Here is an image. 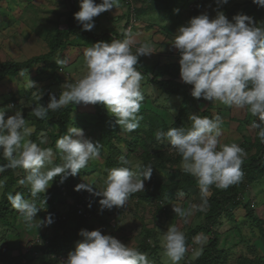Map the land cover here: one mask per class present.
<instances>
[{
    "label": "rangeland",
    "instance_id": "obj_1",
    "mask_svg": "<svg viewBox=\"0 0 264 264\" xmlns=\"http://www.w3.org/2000/svg\"><path fill=\"white\" fill-rule=\"evenodd\" d=\"M98 1L100 0H94L96 4L99 3ZM152 1L154 0H141V3L136 5L140 12L137 11L132 16L128 14L126 5L120 0L119 6L112 8L115 11L110 10L109 13L106 11L93 18L95 26L91 31L79 32L77 30L74 34H69L67 38L62 39V47L45 63L47 70L44 73L35 74V68L41 64L39 63L34 66V69L22 72L23 75L20 73L17 78L7 79L0 83V109L6 110L7 116L13 115L15 111H21L28 125L34 128L36 117L31 112L35 106L40 104V100L46 94L49 96L54 94L59 98L61 86L66 81L74 82L85 74L84 49L101 41L122 40L125 38V33L130 31L138 41L137 46L148 43L152 47L153 54L139 57L137 64L142 67L140 72L144 75L141 82L144 100L138 113L141 118L140 126L128 133L121 127V130H118V124L115 121L114 129L118 132L110 144L113 146L114 158H128L132 161L133 168L137 162L142 164L146 156L150 163L159 164L152 167L151 178L144 182L143 191L149 184L157 182L167 186L182 178L185 173L182 167V157L170 149L171 146L167 141H157L154 134L158 129L167 131L170 127H189L188 118L191 114L198 113L209 117L219 114L224 121L222 142H237L247 153L244 161L252 157H260L264 161L262 143L257 135L258 129L251 127L256 117L251 116L246 109L229 108L219 102L204 99L185 100L175 95L163 94L150 82L155 68L172 67L178 71L176 80L185 85L191 94L192 86L185 84L180 77L179 52L171 45L179 27L187 25L193 17L200 14L207 13L210 18H214L217 11H222L230 22L237 14H243L252 17L254 22L260 25L264 21V7L253 3V0H228L227 4L222 5L218 4L217 0H177L173 12L169 13L164 11L160 5L157 7L154 4L151 5ZM165 1H160V4ZM79 3V0H0V64L9 61L21 63L47 54L51 38L56 35L57 31L66 28L67 15L72 7L79 11ZM116 16L119 18L114 20ZM101 19L107 24H99ZM128 20L137 23L129 29ZM57 58H66L68 64L61 68L55 63ZM52 65H55L54 68ZM28 79L35 82L36 87H29ZM161 79H167V75L162 73ZM49 102L50 99L46 100L44 106L47 107ZM9 105L12 106L11 110H8ZM107 114L109 118L116 119L108 111ZM96 124L97 117L92 104H75L65 124L64 134L69 126L76 127L82 129L85 136L94 143L101 144L100 158L90 160L87 167L78 172L75 185L87 183L98 191H102L108 174V169L105 167L108 149L105 143L100 142L101 130L95 128ZM41 133H44L47 138V144L41 146L52 147L55 153L54 165L62 164L60 155L55 149L56 141L51 140L52 136L58 134V128L54 122L46 120ZM41 133L38 136V144L43 139ZM1 161L7 163L2 156ZM134 170L137 174L143 172L141 168H134ZM25 175L26 170L21 168L14 169L11 174L7 172L0 174V179L5 181L4 187L0 189V202L4 200L8 212L12 211V214L9 213L0 220V257L4 254L10 259L22 256L26 261L23 264H43L45 260L53 258L56 261L55 264H62L83 238L76 239L72 250H67L63 254L44 255L43 247L46 241L52 236L61 235L62 232L58 230L57 223L63 220L53 218L50 226L40 228L38 220L44 221L49 215L47 213L51 214L53 210L59 217H64L67 213L69 214L70 204H73L74 200L67 195L64 199L65 203L59 199L57 190L54 189V178L47 191L36 197L37 206L41 208L35 218L37 221L31 226L26 225L8 201L9 191L5 192L8 180L13 177L14 187L11 191L16 189L22 192L26 199L31 200V195H26V190L30 193L29 186H21L17 183ZM240 185L235 201L224 208L225 213L219 216L218 222L213 227L214 234L201 232L206 239L202 244H197L193 242V238L201 234L197 233L187 245V251L179 264H194L201 260L203 253L207 250L212 252L213 257H216L213 258L212 264H264V177L254 182L243 178ZM216 189L220 192L226 190ZM80 191L86 192L95 199V202H92L94 215L91 220L87 221V224L93 230L99 229L102 234L111 235L125 245L135 248L139 247L145 238H148L146 242L150 250L145 253L148 254L150 264H171L163 253L160 231L163 233L167 231L168 226L173 225L186 234L188 229H195L204 224L205 216L209 211L208 201L214 192L210 188L206 198L207 206L203 209L199 207L202 203L199 187L184 186L168 194L170 201L166 205L159 204L156 200L145 202L130 196L125 207H113L111 210L101 211L99 200L102 197L94 196L86 190ZM178 192H183L184 197L180 198ZM40 195L46 196L45 205L41 203L43 198H40ZM48 203H51L49 207L46 206ZM172 205L181 206L185 210L192 205L197 207L191 208V215L185 219L176 216ZM75 228L76 223L72 218L65 221L64 229L71 231ZM147 232L149 235L145 237ZM211 238L215 242L213 247H209ZM155 247L158 249L152 250ZM196 252L200 254L197 256Z\"/></svg>",
    "mask_w": 264,
    "mask_h": 264
},
{
    "label": "clouds",
    "instance_id": "obj_2",
    "mask_svg": "<svg viewBox=\"0 0 264 264\" xmlns=\"http://www.w3.org/2000/svg\"><path fill=\"white\" fill-rule=\"evenodd\" d=\"M119 3L120 0H102L100 4L94 0H80V10L74 14V19L82 25V30L91 31L95 26L93 18L117 8ZM217 3L227 4L228 0H217ZM253 3L264 7V0H253ZM127 10L130 14L128 7ZM137 44L136 37L129 31L122 40L101 41L86 47L83 52L85 74L74 82L66 81L61 86L59 98L50 94L47 107L35 106L32 115L44 119L49 111L59 110L70 103L101 104L116 117V124L123 131H135L140 126L138 113L144 100L141 91L144 75L137 69V64L139 57L153 54L150 44ZM171 45L179 52L180 77L185 84L192 86L191 95L229 108L246 109L256 117L251 127L258 129V138L264 143V23L257 25L252 17L243 14H237L230 22L222 11H217L214 18L204 13L179 27ZM55 63L63 68L68 60L57 58ZM27 83L29 87H36L30 79ZM11 109L9 105L8 110ZM188 119L189 127H170L167 131L158 129L154 135L157 141H167L170 149L182 157L184 172L196 179L202 199L199 207L203 209L207 206L206 198L212 186L227 189L240 182L247 153L237 142H222L224 121L219 114L209 117L197 113ZM33 131L21 111L6 117V110L0 109V156L7 161L0 164V174L9 169L26 170V175L17 183L29 186L32 199H26L16 189L11 191L14 186L10 188L7 199L28 226L37 221L35 218L41 210L36 197L47 191L55 177L60 176L63 182L101 155L99 142L94 143L87 138L82 129L69 126L66 134L60 136L55 144L62 164L54 165L53 148L41 146L47 144L45 134L41 133L43 139L37 144L30 139ZM119 163L122 166L108 170L102 191L87 183L77 185L75 190H86L102 197L99 200L101 211L125 207L132 194L144 190V182L151 178L152 167L143 166L142 174H137L134 168L142 167L139 162L133 168L131 160L121 157ZM4 184L5 181L0 179V189ZM184 195L178 192L180 198ZM41 203L45 205L46 199L43 198ZM195 207L192 205L185 210L172 205L176 216L185 219ZM75 210L87 221L93 217L82 204L76 205ZM79 210L83 213L79 214ZM38 221L40 228L50 226L53 218L49 214L44 221ZM79 235L82 241L62 264H150L147 253L125 245L111 235L102 234L99 229H82ZM205 239L201 233L193 238V242L202 244ZM160 243L171 264H179L187 251L185 233L170 225L167 231H160ZM195 254L198 256L200 252ZM24 260L22 264L26 262Z\"/></svg>",
    "mask_w": 264,
    "mask_h": 264
},
{
    "label": "trees",
    "instance_id": "obj_3",
    "mask_svg": "<svg viewBox=\"0 0 264 264\" xmlns=\"http://www.w3.org/2000/svg\"><path fill=\"white\" fill-rule=\"evenodd\" d=\"M160 1L162 0H154L152 1L151 5L154 4L155 7L157 5H160V7L166 11V12H173V8L175 7L176 3L179 1L177 0H166L165 2H162L160 4ZM99 2L98 4H100ZM159 3V4H158ZM78 11L75 9V7H72L71 11L66 17V23L65 29H62L60 31H57L56 35H54L50 42H49V52L47 54H44L43 56H37L31 59H28L25 62L17 63V62H4L0 64V83L7 79H13L17 78L20 73L22 72H28L32 69H34L35 65H38L41 63L37 68H35V74L40 75L44 73L47 70V66H45V63H47V60L50 59V57L54 56L56 51L62 47L63 41L62 39L67 38L69 34H74L75 31L79 32H85L82 30V25L77 22L74 19V14ZM264 23V21L262 22ZM261 23V24H262ZM54 63V62H53ZM51 63V64H53ZM53 68L55 65H52ZM137 69L139 71H142V67L140 65H137ZM162 73L167 75V79H161ZM176 74H178V71L174 70L172 67H159L155 68L152 73V77L150 78V82L155 85L156 88H158L163 94L168 95H175L177 97H182L185 100L194 99V100H201L194 98L189 91H187L186 86L176 82L174 79H177ZM50 99V96L48 94L45 95L40 100V104L44 106V103L46 100ZM75 104H68L67 106L62 107L59 110L56 111H49L47 116L44 119H38L36 118V122L34 124V131L32 135L30 136V139L33 142H36L38 144V136L39 134L44 130V123L46 120H52L56 127L58 128V134L56 136H52L51 140L52 142L57 141V139L64 134V127L67 121L70 118V111L73 109ZM95 109V114L97 117V124L96 129L101 130V137L100 142L105 143L107 145V151L108 156L105 159V167L109 170L114 167H120L122 166L119 161L120 159L114 158V151L113 146L110 144L113 137L117 136V132L120 129V126L118 125V130L114 129L115 121L116 119L109 118L106 108L101 104L93 105ZM7 117V115H6ZM154 141V140H151ZM262 152L264 153V143L261 145ZM1 158V156H0ZM146 159L142 162L141 169L144 170L143 166H158L157 163H150L147 156ZM0 164H5V162L1 161ZM161 165V164H160ZM22 169V168H21ZM14 169L7 170V174H11ZM242 171H243V178L246 179V181H259L261 178L264 177V161L261 160L260 157L258 158H250L243 162L242 164ZM76 175L75 176H69L67 179L63 180L60 176L55 177V186L54 189L57 190V193L59 195V199L65 203L66 195L69 196L74 200L73 204H70V210L69 214L67 213L64 215V217H59L58 214L53 210L51 211L52 218L54 219H61L63 221L57 223V228L59 231H61V235L58 234L56 236H52L51 239H49L48 244L43 247V253L44 255L49 254H63L67 250H72L73 248V242H75L76 239L82 238L79 235V232L84 229L88 231H93V228L89 226L87 223V220L84 219L82 216L78 215L75 210V206L78 204H82L85 206V210L90 212L94 215L92 210V202H95V199L90 197L89 194L86 192H78L76 191ZM241 181V180H240ZM14 186V178L11 177L10 180H8V183L5 186V192L9 191L10 188ZM184 186H191V187H198L197 182L194 178L189 176L187 173H184L180 181H176L171 183V185H161L157 182L149 184L145 191L140 193L132 194V197H136L138 200H143L145 202L150 201H157L160 202L163 205H166L170 201V197L168 196L169 193L175 191V189H181ZM240 182L230 186L227 188L224 192H220L216 189L215 186H212L211 188L214 190L212 196L210 197L208 201L209 205V211L205 216L204 224L196 227L195 229H188L186 232V239H187V245L190 243V240L197 234V233H205L209 235H213V227L218 222V218L222 213H225L224 208L235 201L236 192L240 188ZM27 191V196L30 195L29 191ZM5 195H3L4 197ZM40 198H46V196L40 195ZM51 203H48L46 206L49 207ZM6 203L4 200L0 202V220L3 219L7 214L11 213L8 212L6 208ZM12 214V213H11ZM50 213H47V215ZM14 215V214H13ZM72 216V217H71ZM69 218H72L74 222L76 223V228L74 230H66L65 228V221H68ZM6 219V218H5ZM149 233L147 232L145 234V237H147ZM148 239V238H147ZM146 238L143 240V243L137 247V249L141 252H147L150 250V246L147 244ZM209 247L214 246V239H210ZM158 247H155L157 250ZM213 254L211 251H205L203 253V257L201 260L196 261L194 264H212L213 262ZM24 260V257L18 256L14 258H7L4 254L2 257H0V264H22ZM56 261L52 259H47L44 261L43 264H55Z\"/></svg>",
    "mask_w": 264,
    "mask_h": 264
},
{
    "label": "built area",
    "instance_id": "obj_4",
    "mask_svg": "<svg viewBox=\"0 0 264 264\" xmlns=\"http://www.w3.org/2000/svg\"><path fill=\"white\" fill-rule=\"evenodd\" d=\"M125 5L129 8V11H130V15H134V10L137 8L136 5H138L139 3H141V0H123ZM133 19V18H132ZM130 23V26H129V29L131 28V26L134 24V22L131 20V22L129 21ZM83 211L82 210H79V214H82ZM86 217H90L89 214H85Z\"/></svg>",
    "mask_w": 264,
    "mask_h": 264
},
{
    "label": "crops",
    "instance_id": "obj_5",
    "mask_svg": "<svg viewBox=\"0 0 264 264\" xmlns=\"http://www.w3.org/2000/svg\"><path fill=\"white\" fill-rule=\"evenodd\" d=\"M73 1H74V0H73ZM79 1H80V0H79ZM98 2H102V0H100V1H98ZM151 3H152V2H151ZM126 8H127V7H126ZM110 10H111V12H112V11H115V9H110ZM110 10H108L107 12L109 13ZM137 11H139V9L135 10L136 13H137ZM105 12H106V11H105ZM125 12H126V11H124V13H125ZM139 12H140V11H139ZM126 13H127V12H126ZM128 14H129V13H128ZM121 15H122V13H121ZM102 17H103V16H102ZM118 18H119V17L116 16V17L114 18V20H117ZM128 21H129V20H128ZM100 23H102V24H107V22H105L103 19H101V21L99 20V24H100ZM111 24H112V23H111ZM136 26H139V25H136ZM104 27H105V26H104ZM105 28L107 29L108 27H105ZM106 29H104V30H106ZM111 36H112V35H111Z\"/></svg>",
    "mask_w": 264,
    "mask_h": 264
}]
</instances>
